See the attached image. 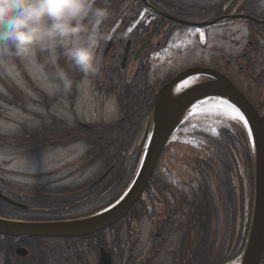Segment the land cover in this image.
<instances>
[{
	"label": "flooded vegetation",
	"instance_id": "1",
	"mask_svg": "<svg viewBox=\"0 0 264 264\" xmlns=\"http://www.w3.org/2000/svg\"><path fill=\"white\" fill-rule=\"evenodd\" d=\"M140 1L98 0L110 11L101 30L111 34L98 49L100 76L84 79L59 50L54 53L74 81L67 94L52 87L56 68L49 53L38 52L34 62L6 58L18 67L0 74L1 217L71 218L75 214L56 215L55 207L44 206L42 191H90L99 198L109 173L128 178L142 155L160 88L187 67L224 74L264 125V0H149L151 9ZM209 79L188 78L192 84ZM91 99L97 109L116 99L119 114L108 103L114 119L90 121ZM191 122L190 115L175 133H187L182 128ZM215 130L209 137L198 131L195 144L170 138L146 190L112 226L78 237L0 234V264H229L249 233L251 161L242 128L229 123ZM66 203L59 206L70 212L73 205Z\"/></svg>",
	"mask_w": 264,
	"mask_h": 264
},
{
	"label": "water",
	"instance_id": "2",
	"mask_svg": "<svg viewBox=\"0 0 264 264\" xmlns=\"http://www.w3.org/2000/svg\"><path fill=\"white\" fill-rule=\"evenodd\" d=\"M148 5L147 0H143ZM207 73L215 80L202 86H192L173 94L174 88L187 76ZM220 98L238 108L248 121L247 132L252 133L250 144L253 161L254 196L249 235L238 261L239 264H258L264 245V127L262 118L252 104L222 75L206 68L182 71L158 93L153 113L151 133L138 172L128 190L109 207L95 214L68 221L20 222L0 218V233L68 237L89 234L121 218L135 203L154 169L160 153L191 104L207 98ZM127 193V195H125ZM119 201V203H117Z\"/></svg>",
	"mask_w": 264,
	"mask_h": 264
},
{
	"label": "clouds",
	"instance_id": "3",
	"mask_svg": "<svg viewBox=\"0 0 264 264\" xmlns=\"http://www.w3.org/2000/svg\"><path fill=\"white\" fill-rule=\"evenodd\" d=\"M109 16L98 0H0V67L12 75L16 65L6 58L34 62L38 52H47L56 68L53 88L67 94L74 81L54 53L59 50L84 79L100 76L98 49L111 38L101 26Z\"/></svg>",
	"mask_w": 264,
	"mask_h": 264
},
{
	"label": "rangeland",
	"instance_id": "4",
	"mask_svg": "<svg viewBox=\"0 0 264 264\" xmlns=\"http://www.w3.org/2000/svg\"><path fill=\"white\" fill-rule=\"evenodd\" d=\"M42 66H46L43 65ZM16 67L17 64H16ZM52 66L49 65L47 66L48 68V72H50V68ZM0 74H7L4 72L3 68L0 67ZM87 88V87H86ZM90 92V89L88 90V92L84 95L81 96H85L88 95ZM108 101H105L104 103H102L100 105V107L97 109L95 107L94 101L93 99H91L87 104H86V110L88 111V116L87 118L90 121H100V122H104V123H108L110 122V120H113L115 116H109L107 113L108 111L106 110V105L108 104ZM113 109V111L115 112L116 115L119 114L118 112V104L116 99L112 100L109 103ZM82 110V106L78 105L76 106V111H81ZM194 122L189 123V125H193V126H189L187 128H182L183 130H185L187 133H182L178 130V132L176 134H174V138H186L187 141H190L189 143H193L195 144V142L197 141V136L195 135V133H199L198 131H204L205 133H211L210 130L215 129L216 127H220L223 125H229V121L226 120L228 118H225L223 114H219L216 112H202V113H198L196 115H194L192 117ZM234 120V119H232ZM237 121V120H234ZM209 131V132H207ZM193 132V133H192ZM192 133V134H190ZM191 135V136H190ZM188 137H191V139H189ZM45 164L50 165V163L45 162ZM205 172H210V167H206L204 168ZM115 178L117 177H111V178H107L106 179V184H108L110 181H114L116 180ZM130 178H123V177H119L117 179V187L115 188V191L113 192V194H115L116 192H120L123 188L124 185L128 182ZM210 182V181H209ZM56 191L53 192H47V191H42V202L43 205H50L53 207H58L61 203H65L67 202L64 207H69L71 205H73L74 202H78L79 204L84 203L87 199H90L92 197L93 194L90 193V191L87 192H81L79 190H75V192H73V194H59V193H55ZM81 192V193H79ZM78 193V194H76ZM58 194V195H57ZM80 202V203H79Z\"/></svg>",
	"mask_w": 264,
	"mask_h": 264
},
{
	"label": "bare ground",
	"instance_id": "5",
	"mask_svg": "<svg viewBox=\"0 0 264 264\" xmlns=\"http://www.w3.org/2000/svg\"><path fill=\"white\" fill-rule=\"evenodd\" d=\"M185 81L189 82L186 86L184 85ZM191 84H192L191 80H183L178 85H176V87L174 88V93H177V92L181 91L182 89L189 87ZM219 100H223V99L207 98V99L201 100V101L197 102L196 104H194L197 106L196 109H193V106H192V108L190 109V112H192V111H195V112L196 111H198V112H216L219 114L220 113L223 114L224 117H229L226 113L224 106H218L217 105V101H219ZM205 101L207 103H201V102H205ZM230 119H232V118H230Z\"/></svg>",
	"mask_w": 264,
	"mask_h": 264
},
{
	"label": "snow or ice",
	"instance_id": "6",
	"mask_svg": "<svg viewBox=\"0 0 264 264\" xmlns=\"http://www.w3.org/2000/svg\"><path fill=\"white\" fill-rule=\"evenodd\" d=\"M128 31L130 32L131 31V28L128 29ZM191 35H194V33H190ZM203 33H201V42H203ZM189 82L188 81H185L184 82V85L186 86ZM53 87V86H52ZM201 103H207L206 101L205 102H201ZM217 105L218 106H224L225 110H226V113L227 115L234 119V120H239V121H242L244 123V126L245 128L248 127V121L245 119L244 115L240 112V110L236 107H234L233 105L229 104L228 101L226 100H219L217 101ZM197 106L196 105H193V109H196ZM191 114V113H190ZM212 133L215 135L216 134V130L215 129H212ZM251 135L252 133L249 132V138L251 139ZM184 143H189L190 141H183ZM127 195V193L125 194ZM124 197H121V200L123 199ZM117 203H119V201H117ZM105 211H107V209H105Z\"/></svg>",
	"mask_w": 264,
	"mask_h": 264
},
{
	"label": "trees",
	"instance_id": "7",
	"mask_svg": "<svg viewBox=\"0 0 264 264\" xmlns=\"http://www.w3.org/2000/svg\"><path fill=\"white\" fill-rule=\"evenodd\" d=\"M165 153H166V150H164V153H163V156L165 155ZM189 160V159H188ZM107 196H108V200H107V202L106 203H108V202H110L112 199H114L115 197L114 196H117V194H107ZM99 205H96V207H98ZM77 210V209H76ZM67 213H69V211L68 210H66V211H64L63 212V214H67ZM57 214H62V211H60V212H57Z\"/></svg>",
	"mask_w": 264,
	"mask_h": 264
}]
</instances>
